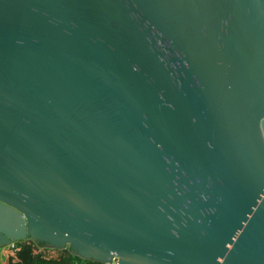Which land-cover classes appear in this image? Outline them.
<instances>
[{
	"label": "water",
	"instance_id": "water-1",
	"mask_svg": "<svg viewBox=\"0 0 264 264\" xmlns=\"http://www.w3.org/2000/svg\"><path fill=\"white\" fill-rule=\"evenodd\" d=\"M264 264V0H0V248Z\"/></svg>",
	"mask_w": 264,
	"mask_h": 264
},
{
	"label": "trees",
	"instance_id": "trees-1",
	"mask_svg": "<svg viewBox=\"0 0 264 264\" xmlns=\"http://www.w3.org/2000/svg\"><path fill=\"white\" fill-rule=\"evenodd\" d=\"M8 264H108L93 259H84L73 254L69 247L52 248L43 242L20 240L14 242Z\"/></svg>",
	"mask_w": 264,
	"mask_h": 264
},
{
	"label": "rangeland",
	"instance_id": "rangeland-1",
	"mask_svg": "<svg viewBox=\"0 0 264 264\" xmlns=\"http://www.w3.org/2000/svg\"><path fill=\"white\" fill-rule=\"evenodd\" d=\"M6 247L0 248V264H8L7 263V255L11 253L12 249H9ZM113 264H116V261H114Z\"/></svg>",
	"mask_w": 264,
	"mask_h": 264
},
{
	"label": "built area",
	"instance_id": "built-area-1",
	"mask_svg": "<svg viewBox=\"0 0 264 264\" xmlns=\"http://www.w3.org/2000/svg\"><path fill=\"white\" fill-rule=\"evenodd\" d=\"M10 249L14 248V243L12 242L11 244L7 245ZM117 264V262H116Z\"/></svg>",
	"mask_w": 264,
	"mask_h": 264
},
{
	"label": "crops",
	"instance_id": "crops-1",
	"mask_svg": "<svg viewBox=\"0 0 264 264\" xmlns=\"http://www.w3.org/2000/svg\"><path fill=\"white\" fill-rule=\"evenodd\" d=\"M6 248H9L8 246L6 247ZM10 249V248H9ZM11 253H12V251H11ZM3 254V253H2ZM7 257H8V255H7Z\"/></svg>",
	"mask_w": 264,
	"mask_h": 264
}]
</instances>
